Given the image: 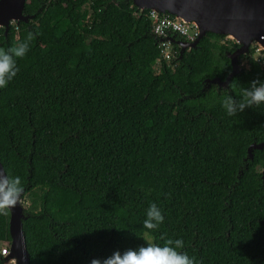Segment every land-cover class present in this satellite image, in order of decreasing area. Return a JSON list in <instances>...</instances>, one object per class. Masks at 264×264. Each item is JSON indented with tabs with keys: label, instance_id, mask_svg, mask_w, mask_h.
<instances>
[{
	"label": "trees",
	"instance_id": "16d2710c",
	"mask_svg": "<svg viewBox=\"0 0 264 264\" xmlns=\"http://www.w3.org/2000/svg\"><path fill=\"white\" fill-rule=\"evenodd\" d=\"M137 12L130 0H25L27 21L0 27L4 49L35 36L0 88V164L24 188L28 264H89L161 236L197 264H264V148L245 157L264 141V104L222 107L264 82V55L248 47L219 86L206 80L224 79L237 43L205 32L179 57L175 38L169 66ZM152 203L164 222L146 238Z\"/></svg>",
	"mask_w": 264,
	"mask_h": 264
},
{
	"label": "water",
	"instance_id": "95a60500",
	"mask_svg": "<svg viewBox=\"0 0 264 264\" xmlns=\"http://www.w3.org/2000/svg\"><path fill=\"white\" fill-rule=\"evenodd\" d=\"M25 0H0V27L7 30L8 25L18 21L26 22L29 16L22 14ZM138 8L152 9L158 13H168L184 23L193 22L197 34L191 41L177 40L179 57L183 50L193 48L205 32L223 35L238 44L232 52H226L230 70L223 80L212 78L206 80L226 87L233 74L240 70L238 55L248 50L251 40L260 39V47L264 49V0H130ZM186 17L184 18L183 15ZM230 31L239 33V40L229 36ZM264 148V141L252 142L246 148V156L250 158L251 149ZM260 171L264 178V166ZM0 172L4 173L0 164ZM21 200V197H20ZM24 217L23 206L18 203L9 210L8 218V253L3 256L4 263L28 264V255L24 245L21 219Z\"/></svg>",
	"mask_w": 264,
	"mask_h": 264
},
{
	"label": "clouds",
	"instance_id": "9594fccd",
	"mask_svg": "<svg viewBox=\"0 0 264 264\" xmlns=\"http://www.w3.org/2000/svg\"><path fill=\"white\" fill-rule=\"evenodd\" d=\"M35 39L33 33L29 32L27 38L20 43L14 44L8 49L0 47V88L7 87L19 71L17 60L23 59L30 49V42ZM264 104V82L254 80L251 87L241 90L240 99L226 96L222 101V107L228 116H235L253 106L259 107ZM24 188L20 177H8L0 172V215H7L9 210L15 206ZM164 222L161 209L152 203L146 210L143 221L147 238L149 232L157 230ZM163 245L149 241L146 246L136 249H126L121 252L114 250L111 255L104 258H93L89 264H197L195 257H190L184 248L182 239H171L161 236Z\"/></svg>",
	"mask_w": 264,
	"mask_h": 264
},
{
	"label": "built area",
	"instance_id": "2783aa9c",
	"mask_svg": "<svg viewBox=\"0 0 264 264\" xmlns=\"http://www.w3.org/2000/svg\"><path fill=\"white\" fill-rule=\"evenodd\" d=\"M88 2L89 1H87V4ZM140 12L141 10L138 9L137 14H139ZM146 16L150 21V31L157 40L156 46L159 51L158 60H163L170 66V60L174 57L175 54V50L172 45L174 39L177 38L178 40L185 41L193 40V38L197 34L196 26L193 22L184 23L181 19H177L171 14L158 13L152 9H147ZM13 26L15 28V25ZM157 61L155 64V72H158ZM7 253L8 244L4 242V245L0 247V254L4 256Z\"/></svg>",
	"mask_w": 264,
	"mask_h": 264
},
{
	"label": "rangeland",
	"instance_id": "374dc122",
	"mask_svg": "<svg viewBox=\"0 0 264 264\" xmlns=\"http://www.w3.org/2000/svg\"><path fill=\"white\" fill-rule=\"evenodd\" d=\"M224 39H229V38H227L226 36H224ZM259 44H260V39L257 38L255 40L252 39L251 42L248 45V47H252L253 48V54H252L253 57H256L257 58V57H261V55H264V49H262ZM238 63H239L238 64L239 67H246V64L243 61V59H239L238 60ZM261 170L262 169H260V171ZM19 204H21L22 206H25V202L23 201V199L19 200ZM3 245H4V243L3 242H0V247H2ZM10 263L11 262L8 260L4 264H10Z\"/></svg>",
	"mask_w": 264,
	"mask_h": 264
},
{
	"label": "bare ground",
	"instance_id": "6f19581e",
	"mask_svg": "<svg viewBox=\"0 0 264 264\" xmlns=\"http://www.w3.org/2000/svg\"><path fill=\"white\" fill-rule=\"evenodd\" d=\"M181 15H183V14H181ZM183 17L185 18L186 16L183 15ZM230 33H231V34H229V36L235 37V38L238 39V40L240 39V38H239V35H240L239 33H236V32H234V31H230Z\"/></svg>",
	"mask_w": 264,
	"mask_h": 264
},
{
	"label": "crops",
	"instance_id": "0c3cea01",
	"mask_svg": "<svg viewBox=\"0 0 264 264\" xmlns=\"http://www.w3.org/2000/svg\"><path fill=\"white\" fill-rule=\"evenodd\" d=\"M0 242H2V241H0ZM4 243V242H3Z\"/></svg>",
	"mask_w": 264,
	"mask_h": 264
},
{
	"label": "flooded vegetation",
	"instance_id": "af4514ba",
	"mask_svg": "<svg viewBox=\"0 0 264 264\" xmlns=\"http://www.w3.org/2000/svg\"><path fill=\"white\" fill-rule=\"evenodd\" d=\"M259 171H260V169H259Z\"/></svg>",
	"mask_w": 264,
	"mask_h": 264
}]
</instances>
